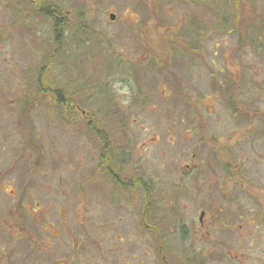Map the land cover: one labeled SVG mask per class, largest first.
Listing matches in <instances>:
<instances>
[{
    "label": "rangeland",
    "instance_id": "rangeland-1",
    "mask_svg": "<svg viewBox=\"0 0 264 264\" xmlns=\"http://www.w3.org/2000/svg\"><path fill=\"white\" fill-rule=\"evenodd\" d=\"M88 125L119 132V171L152 186L106 204L99 264H160V245L167 264H264V0H0V185L107 212ZM18 194L0 191V219L27 215Z\"/></svg>",
    "mask_w": 264,
    "mask_h": 264
},
{
    "label": "flooded vegetation",
    "instance_id": "flooded-vegetation-1",
    "mask_svg": "<svg viewBox=\"0 0 264 264\" xmlns=\"http://www.w3.org/2000/svg\"><path fill=\"white\" fill-rule=\"evenodd\" d=\"M194 87H190L192 92ZM63 106L69 108L65 104ZM230 111H231V106ZM28 110V109H27ZM92 135L97 137V141L102 145L100 154V171L103 173L100 176L101 183L104 185L103 188H106L108 195L106 196L108 201H105V205L108 204L115 197H123L125 200L127 195L135 193L136 197L140 202L142 189L147 188V184L152 187L148 182L142 183L141 178L138 174H134V177L126 176V173L123 174L118 169V162L120 160L121 152L116 147V138H118L119 132L113 131L112 136L107 134L104 129L101 132L100 129H95L94 125H88ZM112 140L114 143L112 144ZM36 141V135L34 140H29L28 142ZM112 145L114 149H111ZM37 156V155H36ZM33 163L38 164V156ZM18 172V168L16 167ZM136 176V177H135ZM15 179H19V175L15 174ZM20 181V180H19ZM56 182V181H55ZM99 183L98 181H93L91 183V188L94 184ZM21 183V182H20ZM153 184L152 182H150ZM40 184L41 192L43 194L48 193L49 185ZM78 185V188L75 190L73 188V193H82L83 189L81 185L83 183H75ZM98 185V184H97ZM23 187L15 188L13 185L8 184V186L0 185V191L5 192V190L10 188L12 192L19 191L18 197H20L19 204H17L16 213H20L21 208L25 209L27 212L28 218L26 216L18 215L13 216L11 214L3 219H0V232H9V240L12 241L14 247L11 249L4 250L0 247V264H13L12 260L16 261V264H99L100 260L105 258L113 251L112 244L114 243L115 235L114 233L119 230L115 228V224L110 222L100 223L98 219L104 218V220H111L110 215L108 214L109 206H107V212L101 216L97 214L100 206L95 204V202H90L93 205L94 212L89 213L85 208L82 209L83 205L78 206L73 211L68 212L66 210V205L62 204L60 209L57 212L49 213L48 206H44L41 201H34L33 197L29 192H33L32 187L28 185H22ZM62 185L56 186L61 188ZM39 188V189H40ZM88 191L95 193V191L89 189ZM147 191L146 194H148ZM27 193V194H26ZM16 196V193L12 194ZM92 195L91 198H96ZM90 198V199H91ZM30 202H24V200ZM95 200V199H94ZM144 202H142L143 204ZM145 207H140V220L138 221V227H146L149 217L146 210L150 205L151 201L145 202ZM27 205L31 208L41 207L38 210V213H30V208L25 207ZM30 213V214H29ZM87 217H90L88 220ZM69 219L72 220V225H69ZM121 222V218L119 217ZM25 220V221H24ZM88 221V222H87ZM24 222V225L22 223ZM24 226V227H23ZM36 228L35 230H28L29 227ZM246 228L252 229V226H239V231L243 232ZM239 235H242L241 233ZM104 238V240H102ZM118 241H121V238H117ZM116 240V241H117ZM122 242V241H121ZM224 244V243H223ZM20 245V246H18ZM108 247V248H107ZM107 248V250H106ZM230 253V252H229ZM159 263L163 264L165 261V255L163 254V248L160 247L157 250ZM231 254V253H230ZM127 260V258L125 259Z\"/></svg>",
    "mask_w": 264,
    "mask_h": 264
},
{
    "label": "trees",
    "instance_id": "trees-1",
    "mask_svg": "<svg viewBox=\"0 0 264 264\" xmlns=\"http://www.w3.org/2000/svg\"><path fill=\"white\" fill-rule=\"evenodd\" d=\"M40 77V76H39ZM49 81H48V79L47 78H43V79H39L38 80V89L39 90H41V89H43L44 90V92H46V91H51L50 89H48V87H49ZM42 86V87H41ZM69 107V106H68Z\"/></svg>",
    "mask_w": 264,
    "mask_h": 264
},
{
    "label": "bare ground",
    "instance_id": "bare-ground-1",
    "mask_svg": "<svg viewBox=\"0 0 264 264\" xmlns=\"http://www.w3.org/2000/svg\"><path fill=\"white\" fill-rule=\"evenodd\" d=\"M42 90H43V89H42ZM43 91H44V90H43ZM40 92H41V90H40ZM55 99H56L60 104H65L66 106H70V102H64V101H63V98L60 97V95L56 96ZM120 156H121V154H120Z\"/></svg>",
    "mask_w": 264,
    "mask_h": 264
},
{
    "label": "water",
    "instance_id": "water-1",
    "mask_svg": "<svg viewBox=\"0 0 264 264\" xmlns=\"http://www.w3.org/2000/svg\"><path fill=\"white\" fill-rule=\"evenodd\" d=\"M164 264H166V263H164Z\"/></svg>",
    "mask_w": 264,
    "mask_h": 264
}]
</instances>
